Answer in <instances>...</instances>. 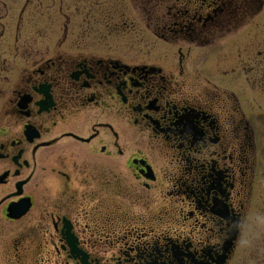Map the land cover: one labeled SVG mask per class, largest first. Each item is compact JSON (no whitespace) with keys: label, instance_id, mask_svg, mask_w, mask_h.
Returning <instances> with one entry per match:
<instances>
[{"label":"flooded vegetation","instance_id":"af4514ba","mask_svg":"<svg viewBox=\"0 0 264 264\" xmlns=\"http://www.w3.org/2000/svg\"><path fill=\"white\" fill-rule=\"evenodd\" d=\"M262 181L264 0H0V264H264Z\"/></svg>","mask_w":264,"mask_h":264},{"label":"rangeland","instance_id":"374dc122","mask_svg":"<svg viewBox=\"0 0 264 264\" xmlns=\"http://www.w3.org/2000/svg\"><path fill=\"white\" fill-rule=\"evenodd\" d=\"M32 29L31 28H28V31H31ZM122 34L120 33V36H121ZM152 41L153 42H156V40L154 39V38H152ZM156 45L157 46H154V47H152V50L153 51H159L160 49H162V45L161 44H157L156 43ZM263 183H264V181H262ZM260 187V186H259ZM258 187V188H259ZM258 190V189H257ZM260 195L262 196V200L264 201V184H263V186H262V189L260 190ZM263 208H264V205H263ZM255 212L257 213L256 215L259 217V218H257L258 220L259 219H261L260 218V213L259 212H257V210H255ZM260 227L261 228H259V229H257V233H255V231H252L251 232V230H249L250 228L248 227V233H247V235H246V239L248 240V244L251 242V240L252 239H258L259 241L258 242H260V235H261V237H262V233H263V230H264V220H260ZM246 239L244 238V242H246ZM251 239V240H250Z\"/></svg>","mask_w":264,"mask_h":264}]
</instances>
